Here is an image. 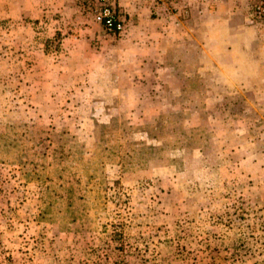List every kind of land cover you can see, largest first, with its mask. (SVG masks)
I'll list each match as a JSON object with an SVG mask.
<instances>
[{
  "label": "rangeland",
  "instance_id": "rangeland-1",
  "mask_svg": "<svg viewBox=\"0 0 264 264\" xmlns=\"http://www.w3.org/2000/svg\"><path fill=\"white\" fill-rule=\"evenodd\" d=\"M181 1L0 0V264H264V0Z\"/></svg>",
  "mask_w": 264,
  "mask_h": 264
},
{
  "label": "built area",
  "instance_id": "built-area-1",
  "mask_svg": "<svg viewBox=\"0 0 264 264\" xmlns=\"http://www.w3.org/2000/svg\"><path fill=\"white\" fill-rule=\"evenodd\" d=\"M160 4L158 7L167 16L174 12V4L182 5L181 0H155ZM83 12L93 18L95 24L99 25L106 34L112 37L121 36L127 28L126 16L118 9V0H77ZM174 6V7H173ZM182 7V6H181ZM180 7V8H181ZM184 14L188 11L183 10ZM255 14L258 19H264V3L256 7Z\"/></svg>",
  "mask_w": 264,
  "mask_h": 264
},
{
  "label": "crops",
  "instance_id": "crops-1",
  "mask_svg": "<svg viewBox=\"0 0 264 264\" xmlns=\"http://www.w3.org/2000/svg\"><path fill=\"white\" fill-rule=\"evenodd\" d=\"M51 0H28V12L32 14H37L39 12L46 13V9L50 7ZM200 9L199 6H195L192 10V15L198 12ZM222 22V21H221ZM219 22L217 24H213L214 26L208 31L209 38L216 35L218 32L223 35V24Z\"/></svg>",
  "mask_w": 264,
  "mask_h": 264
}]
</instances>
